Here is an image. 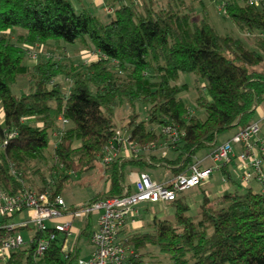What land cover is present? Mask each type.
I'll use <instances>...</instances> for the list:
<instances>
[{
	"label": "trees",
	"instance_id": "obj_1",
	"mask_svg": "<svg viewBox=\"0 0 264 264\" xmlns=\"http://www.w3.org/2000/svg\"><path fill=\"white\" fill-rule=\"evenodd\" d=\"M102 1L107 20L88 0H0V142L7 139L0 149V188L11 194L49 189L53 198L72 172L92 169L118 130L119 106L131 111L123 124L129 142L153 149L163 139L176 155L151 148L116 155L106 166L110 189L83 206L123 194L127 166L166 167L172 175L187 171L197 151L215 146L220 132L249 125L256 107L264 106V4L223 0L240 37L218 32L207 14L194 20L185 0H167L165 6L158 0ZM64 43L99 50L106 58L76 63ZM39 46L44 50L29 64L28 49ZM182 73L204 82L194 101L204 118L180 96L189 86L179 83ZM59 75H71L67 90L55 80ZM20 76L32 89L17 95L11 86ZM59 116L68 122L50 149ZM166 125L181 132L177 142L161 132ZM12 130L16 134L7 138ZM201 189L195 213L181 192L170 202L173 218L154 215L147 231L129 233L135 263L155 264L142 251L156 246L168 264H264V192L249 186L210 197ZM63 239L58 235L37 261L29 246L13 251L4 264H74L77 249L64 253Z\"/></svg>",
	"mask_w": 264,
	"mask_h": 264
},
{
	"label": "built area",
	"instance_id": "obj_2",
	"mask_svg": "<svg viewBox=\"0 0 264 264\" xmlns=\"http://www.w3.org/2000/svg\"><path fill=\"white\" fill-rule=\"evenodd\" d=\"M249 2L264 4V0ZM106 10L111 12V9ZM41 48L30 47L27 51L29 58L37 59ZM80 58L84 63H89L106 56L99 50H82ZM67 122V119L58 117V126L52 133L53 146L57 144ZM161 132L173 143L178 141L181 134L171 125L163 126ZM15 134L16 131L12 130L7 133V138ZM6 140L0 142V149L6 144ZM116 145H129L130 155L151 148V145L129 142L117 130L99 159L105 166L114 160ZM205 158L209 161L208 164H203L204 159H196L187 171L173 175L165 182L153 180L147 172L140 171L132 179L133 190L126 186L121 195L101 198L80 208L68 207L59 195L51 198L49 189L41 192L25 189L11 194L0 188V261H6L12 251L29 246L33 248L34 257L40 258L58 235L65 238L71 233L74 219L87 222L91 214H97L96 228L88 235L91 250L86 257L77 256L74 264H138L134 262L138 254L129 242V229L139 220L141 204L171 202L181 192L201 185L215 171L222 172L221 180L226 181L231 178L228 167L233 161L240 169L236 173L239 185L245 188L255 182L260 191L264 192V112L249 125L234 131L227 140L216 145ZM20 213L24 217L19 223H14L13 220L3 221V218L15 217ZM62 217L66 219L59 221ZM47 221H52V224L48 225ZM30 223L36 226L35 233H40L36 239L35 233L25 238L21 230L14 232L17 227L30 229ZM80 231L81 229L76 231V240L68 252L76 250Z\"/></svg>",
	"mask_w": 264,
	"mask_h": 264
},
{
	"label": "rangeland",
	"instance_id": "obj_3",
	"mask_svg": "<svg viewBox=\"0 0 264 264\" xmlns=\"http://www.w3.org/2000/svg\"><path fill=\"white\" fill-rule=\"evenodd\" d=\"M164 1L165 2L163 3L162 0H158V6H165L167 0ZM222 3L223 0H185L183 8L185 11L191 12L193 19L196 21L200 20L204 16V14H207L210 22L220 33H230L234 36L242 37L244 34H242V32L235 26V24L227 16H225L224 11L222 10ZM93 12L99 15L103 20L108 19L105 11H103L97 6L93 7ZM64 46L66 47L67 54L70 57L68 59L73 60L76 63L79 62L82 53V50L80 49L83 47H80V44L76 45V43H64ZM41 49L44 50V48ZM29 61H32V59L29 58ZM55 80L60 82L63 85L64 89L67 90L70 84L71 75L68 77H65L64 75H59L55 78ZM183 82L188 83L189 86L187 89L181 92L180 96L185 100L186 104L190 108H192V111H194L200 117L204 118L205 113L202 110H195L194 102L195 98L197 97V88H202L204 82L192 73H182L180 75L179 83L181 84ZM31 89V85L29 84V80L26 76H20L18 78V81L11 86V92L17 95L23 92H29ZM137 110L140 113V116L143 117L144 106L138 105ZM130 112L131 111L125 105L116 108L115 112L114 121L118 130L125 137H127L128 133L123 129V124L125 123L127 116ZM155 128L158 130V127ZM234 130L235 129L232 128L220 132L216 138L215 146L227 140L234 132ZM215 146L203 148L197 151L195 156L204 157L206 154H209ZM52 148L53 142H51L50 144V149ZM152 152L157 155H162L169 158H173L176 155V151L168 147L163 139L157 145H154ZM208 162L209 161H206V163ZM133 170L135 169L130 166H127L125 168V184H130L131 179L133 177L131 171ZM228 170L231 174V178L226 181L221 180V172L215 171L212 176L206 179L200 186H194L181 193L185 201L188 202L190 205V213H195L197 211V207L202 200L203 192L201 188H205L210 197L219 196L225 190L234 191L236 189H243V187L239 185L236 175V173L239 172L240 169L235 165L233 166L232 162L229 165ZM146 171L150 176H152V178L157 177L160 179L163 178V171L169 173L168 170L164 167L162 169H159L158 171H155L154 168H148L146 169ZM109 175L110 171L106 170L105 165L101 162V160L98 159L92 169L80 172L78 174L72 172L70 175V179L62 186L59 196L63 198L64 202L68 207L80 208L92 196L98 194L99 192L103 193L105 190H107L110 185ZM34 178L36 182H38L37 177ZM251 186L253 191H260V187L257 183L252 182ZM143 204H141V206ZM153 213H155L158 217L161 218H173L174 206L170 202L162 201L157 202L155 204H148L146 209L143 210L141 208V216L139 218L140 220L135 225V227H132L133 229L131 228V230L133 232L147 231V224L149 221H145L144 219ZM23 216L24 214L20 213L13 217L12 220L14 221V223H19L21 219H23ZM96 222L97 214H91L88 217L86 223L82 220L74 219L72 221L71 233L63 239V250L65 252H68L71 249L72 244L76 240V231L79 229H84L85 234H83L78 241V256L86 257L91 250V245L88 242V235L92 230L96 228ZM46 223L50 225L52 224V221H47ZM29 228L30 229L24 228V230L22 231V234L25 238L33 235L36 231V226L33 223L29 224ZM142 253H144L143 259L147 262L153 261V263L155 264L169 263L167 256L161 253L156 246H148L145 250L142 251Z\"/></svg>",
	"mask_w": 264,
	"mask_h": 264
},
{
	"label": "crops",
	"instance_id": "obj_4",
	"mask_svg": "<svg viewBox=\"0 0 264 264\" xmlns=\"http://www.w3.org/2000/svg\"><path fill=\"white\" fill-rule=\"evenodd\" d=\"M89 2L88 3H90L91 5L93 4L94 6H97V7H99L100 9H102V10H105L104 9V4H103V1L102 0H88ZM1 34V33H0ZM30 62L31 61H28V63L30 64ZM264 112V106L262 105V106H258V107H256V110H255V119H257L259 116H260V114L261 113H263ZM0 115H1V110H0ZM117 147H116V149H115V153H116V155H120V156H130V147H129V145H116ZM208 154H206L204 157L202 156V157H196V159H204L203 160V164H208V163H206V161H208V160H205L206 158V156H207ZM232 163V162H231ZM235 165V163H234V161H233V166ZM236 166V165H235ZM105 168H106V170H107V167L105 166ZM126 168V167H125ZM125 168L123 169V170H125ZM133 168V167H132ZM157 168H159V169H162L163 167H157ZM157 168H154L155 169V171H158L159 169H157ZM164 168H166V167H164ZM135 170H133V171H131V173H132V176L134 177L138 172H140L139 170H137L136 168H134ZM167 170H168V172L169 173H166V171H163V178L162 179H160V178H157V177H155V178H152V176H151V178L153 179V180H157V181H160V182H165V181H167L168 179H170L173 175H172V173H171V171H170V169L169 168H166ZM110 170V169H109ZM144 172H147L146 170H144ZM228 172H229V170H228ZM148 173V172H147ZM169 174V175H168ZM229 174H230V172H229ZM124 175H125V171H124ZM168 175V176H167ZM221 175H222V172H221ZM230 176H231V174H230ZM133 177H132V179H133ZM124 178H125V176H123V184H124V186L126 187V186H128V188L130 189V190H133L134 189V187H133V184H132V179H131V182H130V184H125L124 183ZM250 187L252 188V186L250 185ZM110 189V185H109V187L107 188V190H105L104 192H106V191H108ZM103 192V193H104ZM103 193H101V192H99L98 194H96V195H102ZM95 196V195H94ZM93 197V196H92ZM91 197V198H92ZM87 201H89V200H87ZM86 201V202H87ZM148 204H155V203H144L141 207H140V215H139V218H140V216H141V208L144 210V209H146L147 208V205ZM144 206V207H143ZM154 215H156L155 213H153V214H151V215H149L148 217H146L144 220L145 221H150L152 218H153V216ZM157 216V215H156ZM24 217V216H23ZM64 219H66V218H64V217H62V218H60V219H58L59 221H61V220H64ZM140 220V219H139ZM139 220L137 221V223L139 222ZM12 221V220H11ZM86 223V222H85ZM136 223V224H137ZM135 224V225H136ZM135 227V226H134ZM131 228L132 227H130V229H129V231H130V233H132L133 231L131 230ZM133 229V228H132ZM24 229H22L21 230V232L23 231ZM82 231H83V229L80 231V233H79V237H78V239H77V243H76V249H77V256H78V254H79V247H78V241H79V239H80V237H81V234H82ZM27 238V237H26ZM73 245V244H72ZM89 254V253H88ZM8 259H9V257L7 258V260L6 261H4V262H2V261H0V264H4V263H6L7 261H8ZM40 259V258H39ZM39 259H37V260H39ZM36 260V261H37Z\"/></svg>",
	"mask_w": 264,
	"mask_h": 264
},
{
	"label": "bare ground",
	"instance_id": "obj_5",
	"mask_svg": "<svg viewBox=\"0 0 264 264\" xmlns=\"http://www.w3.org/2000/svg\"><path fill=\"white\" fill-rule=\"evenodd\" d=\"M21 248H27V247H21ZM12 252H13V251H12ZM12 252H11V253H12ZM11 253H10V254H11ZM9 256H10V255H9ZM33 258H34L35 260L39 259V258H35L34 255H33ZM40 258H41V257H40Z\"/></svg>",
	"mask_w": 264,
	"mask_h": 264
}]
</instances>
